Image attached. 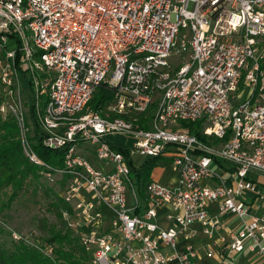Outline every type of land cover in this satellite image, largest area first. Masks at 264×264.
<instances>
[{"label":"built area","instance_id":"2783aa9c","mask_svg":"<svg viewBox=\"0 0 264 264\" xmlns=\"http://www.w3.org/2000/svg\"><path fill=\"white\" fill-rule=\"evenodd\" d=\"M0 86L26 156L63 180L61 214L90 264H198L199 233L220 264L264 259V214L248 199L250 174L264 178V0H0ZM100 87L113 96L94 108ZM35 127L61 166L37 154ZM135 152L171 160L177 183L151 178L141 198ZM225 214L240 219L227 236Z\"/></svg>","mask_w":264,"mask_h":264},{"label":"trees","instance_id":"16d2710c","mask_svg":"<svg viewBox=\"0 0 264 264\" xmlns=\"http://www.w3.org/2000/svg\"><path fill=\"white\" fill-rule=\"evenodd\" d=\"M104 90L99 96L92 98L90 105L97 101V106L103 105L105 100L112 98L111 91ZM192 132L199 134L200 124L183 123ZM0 192L6 187H11V192L7 198L5 207H8L16 200L24 190L28 180L38 181L41 175V167L34 164L25 155L22 143L19 137L18 126L14 120H1L0 118ZM32 142L37 154L47 163L53 166H61L64 162V150H52L44 147L38 136V130L32 137ZM119 150L127 152L124 144H114ZM161 157L147 159L141 167H136L129 159L132 174L135 178L136 190L141 198L145 196V189L151 180V174L155 167L159 166ZM60 201V202H59ZM57 210L61 205V198L52 202ZM59 212V211H58ZM60 214V212L58 213ZM50 237L47 241L58 244L56 253L58 260L52 261L44 256L40 251L24 244L15 243L11 237L10 231L0 225V264H82L85 258L83 254L78 253L82 250L78 248L65 249V246L72 244L78 238L73 235L69 229H56L54 226L50 229ZM11 237V238H10ZM10 238V239H8ZM80 244V243H79ZM60 263H57L61 261Z\"/></svg>","mask_w":264,"mask_h":264},{"label":"rangeland","instance_id":"374dc122","mask_svg":"<svg viewBox=\"0 0 264 264\" xmlns=\"http://www.w3.org/2000/svg\"><path fill=\"white\" fill-rule=\"evenodd\" d=\"M23 87H24V90L27 91L28 84L24 83ZM103 90L104 89L100 87L95 93L96 97L99 96ZM1 91H2V88L0 86V106H1V101H2ZM42 98L44 99V96ZM92 107L97 108V101L93 103ZM28 109H29V106H28ZM0 118L1 120H5V121L7 120L15 121V118L13 117H4L1 110H0ZM28 121L31 127L32 126L31 115L29 114H28ZM2 133L3 131H0V134ZM18 138L20 139V137ZM88 146L94 147L92 144H88ZM132 160H133V164L136 167H141L144 164V162L147 160V156L141 154L140 152H135L132 155ZM225 163H226V166L229 165V163L227 162ZM168 165H170V161H166V160L160 161L159 167H163V168L158 169L157 167L153 173L157 174L159 171L160 172L162 170L166 171V167ZM41 175L42 176L40 177L38 181H33L30 178L24 190L20 193V195L16 198V200L12 202V204L8 207H5V204L7 202V198L12 188L6 187L2 189V191L0 192V218L5 222V226H8V227L3 226L8 231L12 229V230H15L21 233L24 236L30 235L32 233L38 238H41L43 242H46L48 244V247L46 248L49 251V253L47 254L46 252L41 251L37 248L36 249L33 248V249L40 251L44 256H47L52 261H56L58 260L57 259L58 255L56 253V248L58 244L47 241V238L50 237L51 235L50 229L53 226L56 229H69L67 228L66 223L63 220V216L61 214V209L62 208L65 209L62 199H61L60 208L58 210L57 208L54 207L52 203L53 201L59 200L61 198L60 196L63 191L64 182L63 180H59L57 182H51L45 176H43V174ZM250 175L254 178L258 177V174H256L255 176L254 174H250ZM127 197H128L129 203H133L132 191L128 192ZM58 211L60 212V214H58L59 213ZM71 231L73 235H75L76 237L77 236L76 232L73 230ZM15 243H18V242L16 241ZM71 247L72 248L79 247L82 250V252L79 251L78 253L83 254L85 257L82 260V264H90V256L85 250V248L81 246V244H79L78 239L75 240V242H73L72 244H68V246H65V249L68 250ZM60 262H62V260L57 263H60Z\"/></svg>","mask_w":264,"mask_h":264},{"label":"crops","instance_id":"0c3cea01","mask_svg":"<svg viewBox=\"0 0 264 264\" xmlns=\"http://www.w3.org/2000/svg\"><path fill=\"white\" fill-rule=\"evenodd\" d=\"M113 142L117 144H124L129 143V139H125L121 135H114L111 137ZM166 161H170V165L166 167V171L162 170L159 171L157 174H154L153 172L158 167V169H162L163 167H155L152 171L151 178L159 180L160 182L168 185H174L178 181V172L176 168L174 167L171 160L163 159ZM161 160V161H162ZM257 180V194H250L248 195V199L253 204L252 211L258 215L264 214V178H256ZM165 212H161V215H163ZM224 224L226 226L225 229L221 232V234L227 236L228 229H235L240 224L239 217L233 215V214H225L223 216ZM164 224H168L167 222H163ZM196 247L198 248V255L196 258V262L198 264H220L222 258L225 256H214V257H208L206 254V248L208 246L209 239L204 236L202 233H199L194 239H193ZM185 243L184 237L182 236L180 238V245H183ZM228 259L232 261L234 264H264V259L262 256L252 253L249 250H245L240 253L236 254H229Z\"/></svg>","mask_w":264,"mask_h":264}]
</instances>
